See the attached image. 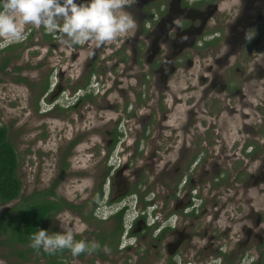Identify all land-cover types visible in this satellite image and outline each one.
<instances>
[{
  "label": "rangeland",
  "instance_id": "1",
  "mask_svg": "<svg viewBox=\"0 0 264 264\" xmlns=\"http://www.w3.org/2000/svg\"><path fill=\"white\" fill-rule=\"evenodd\" d=\"M25 27L32 28L31 36L26 40L22 37L18 41L6 43L8 47H12L10 51L6 50L7 48L0 50V65L5 58L9 57L7 65L0 70V126L6 128L8 140L15 148L18 158L16 174L21 182L19 196L7 204H0V215L21 201L37 200L39 196L33 195L51 189L56 181L54 191L63 200L80 203L86 191L90 189L93 179L101 176L109 166L113 168L114 175L112 182L105 187L106 192L112 193L113 188L112 197L117 199L137 182L136 190L143 197L144 194L147 199L153 197L152 194L146 195L148 190L154 193L155 198L152 202L158 209L161 202L169 203L163 213H169L171 210L173 213L178 211L175 214L177 218L171 221L179 222L178 213L198 209L196 208L199 206L198 200L203 201L202 209L196 210L194 215H187L181 222V226L186 227L183 233L192 237L189 243L187 240L182 242L176 254L182 255L180 259H186L192 264V260L196 261L197 254H207L208 249L204 243H200V238L215 236L219 241L213 244L214 248V245L226 242L225 234L228 225L236 230L238 221H264V193L260 194L254 189H247L246 192L241 191L242 193L237 194L233 189L210 188L211 178L214 177L213 171H217L219 167L222 170L227 169L231 164H239L233 163L239 157L237 148L245 138L249 137V131L246 132L244 129V123L246 126H251L254 132L257 131L256 136L259 133L261 149L264 151V108L260 109V113L254 112L256 104L260 105L262 102L264 86L259 85L261 81L255 80L253 73L249 76L254 80L252 87L245 91L243 97L252 106L245 105L239 109L240 112L246 113L245 117L239 113L224 112L215 119H208L206 114L204 117L202 114L195 121L191 105L196 103L201 95L199 92L201 85H198L197 89L192 88L194 85L192 80L195 79L194 75L199 69L195 65L187 71L179 70L168 82L166 87L169 89L168 93L181 97V103L177 106L175 114L168 117L169 120L165 123L160 122L163 114L161 112L156 115L158 122L152 123L148 114L140 116L136 113L130 122L122 121L116 125L117 117L126 118L128 110H124V104L134 101L135 91L139 89L136 80H143L140 70L132 63L131 56L125 63L117 64L115 67L117 59L114 55L110 61L106 62L105 58L100 60V57L95 55L87 57L86 53L83 57L88 58L84 59V73L93 69L97 71L90 85L92 97L96 102L80 104L75 111L65 110V107L76 99V96H70L71 94L65 90V87L72 85V81L65 79L67 74H71L72 78L78 76L81 65L76 62L68 67L67 62L72 54L61 49V45L53 34L31 25ZM156 34L157 32H154L152 37L154 38ZM104 47L106 48L107 45ZM109 47L114 50L118 45L110 44ZM95 51L99 50L94 49L93 52ZM241 56L242 53L237 52L236 55L229 57L228 64L219 67L215 86L223 82L225 84L231 82V86L234 84L238 87L243 86L241 64H236ZM59 60H64V63H59ZM252 64L253 62L249 64L247 71H243L244 74L251 70ZM62 67L68 69L61 74L63 79L59 80L61 89L56 93L58 69ZM200 68L201 72H204L203 66ZM110 70L122 72L109 75ZM190 73L193 76H190ZM46 81L48 82L47 90L53 89V92L45 97L39 93L41 85ZM80 83H82L81 80ZM106 88L107 96L102 94ZM62 90L64 92H61ZM224 90L217 91L219 97H224L223 104L225 105V102L229 100L227 95L232 94L228 105L232 106L235 103L237 106L238 95H235L233 91L226 94ZM207 94L211 96L212 93L208 91ZM52 95L54 96L51 97ZM52 98L55 99L52 102L53 105L56 104L54 108L52 103H48ZM198 106L201 108L200 102ZM234 112V110L230 111V113ZM168 121L172 123H167ZM212 122L215 124L210 127ZM208 127L210 128L206 131ZM212 127L214 128L211 129ZM114 130L121 134V144L113 149L106 161H102L100 153L107 151L106 143ZM204 132L210 133L209 141L212 145L208 147V150L214 153V157L193 172V182L175 189L174 170L167 169L168 165L181 147L184 145L191 147L198 139H204ZM75 139L80 140L72 146V141ZM129 143L132 144L127 146ZM136 143H138L137 147ZM131 153H141V159L136 162L130 160L131 163L129 162L127 167H122V161H125ZM81 154H91L88 157L87 166H79L75 159ZM62 165H65L64 168ZM261 187L264 188V185ZM198 196L200 199L197 198ZM124 200L129 207L123 219L121 233L123 238L126 237L125 231L128 226L132 224V218L136 216L135 212H138V208L146 202L144 198L142 203L139 202L136 205L134 195L127 196ZM65 211L74 218L85 221L80 213L79 215L72 210L64 209L60 214L62 215ZM86 211L87 208H84V212ZM103 211L107 210L103 209ZM100 216L104 218L105 215ZM115 225L116 221L109 220L105 221L99 229L111 231ZM86 226L85 231L77 235H86L92 233V229V231L96 230L90 225ZM54 228L57 232L61 231L59 221L55 218L46 220L43 224V229L49 232L52 231L51 229L56 231ZM141 229L138 226L137 232ZM137 239L138 248L137 246L128 247L129 249L122 252H114L112 248H109L114 246L110 243L106 247L107 250L103 251V257L87 254L83 258H73L66 254L62 257V264H134L137 261L138 264H158L159 255L167 257L176 244V238H173L168 251H162V246L148 243V239L141 236ZM146 251V256L140 258L141 253ZM38 258V254H35L27 261H19L11 252V248L4 243V236H0V264H45L47 261L46 258ZM174 258L178 260L176 255Z\"/></svg>",
  "mask_w": 264,
  "mask_h": 264
},
{
  "label": "flooded vegetation",
  "instance_id": "2",
  "mask_svg": "<svg viewBox=\"0 0 264 264\" xmlns=\"http://www.w3.org/2000/svg\"><path fill=\"white\" fill-rule=\"evenodd\" d=\"M75 2L79 3L80 0H75ZM127 11L132 14L137 22L136 32L132 37L126 38L124 43L119 44L117 48L107 53V56L104 46L100 48H91V55H89L90 45H77L74 47V50L71 51L72 56L69 58V62H67L69 65L68 67L77 62L81 65V68L78 69L80 71L78 76L72 78L71 74H67L65 79L66 81H72V85L65 87V90L71 94L70 96H76L75 101L72 104H68L65 110L75 111L80 104H95L96 102L92 97L90 85L91 79L95 78L97 71L91 68L93 70L84 73V59L87 60V57L95 55V57H100V60L105 58L107 62L110 61L111 57L114 55L117 59L115 67L117 64L125 63L126 60L129 59V56H131L130 59L132 63L137 66L143 77V80H136L138 81L139 89L135 91L134 101L124 104V110H128L126 118L117 117L115 121L116 125L122 121L125 123L130 122L131 119H134L136 113L140 116L142 114H148L152 123L158 122V116L156 115L161 112L163 114L159 121L165 123L166 120H169L168 117L175 114L177 106L181 103V97H178L174 93L171 95L168 93L169 89H166V87H168V82L179 70L187 71L189 68L195 67V65L199 68L194 75L195 79L197 78L198 84L193 85L192 88L197 89L198 85H201L199 88L201 95L197 98L196 103L191 105V111L194 113L195 121L199 119V115L202 114L203 117L206 114L208 119L219 118L224 112L229 114L239 113L243 114L242 117L246 116V113L240 112L239 109L245 105L252 106L243 98L245 96V91L252 87V82L254 81L253 78L249 77L250 74L253 73L255 80L261 81L259 85L262 87L264 86V57L256 55L257 53H264V0H240V9L234 18V12L228 11L225 0H135V3L130 5ZM177 18L183 21L180 27L173 23ZM248 31L254 33L250 39H246V33ZM154 32H157L156 36H154L155 39L152 37ZM32 33V28L25 27L23 39L26 40ZM182 37L186 38L181 39ZM161 45H164L165 49ZM108 47L109 45H107L106 48ZM94 49H98L99 51L93 52ZM129 49L131 51H129ZM237 52L242 53L239 59L241 62L238 60L236 64H241V76L244 80L243 86L238 87L237 84L231 86V82L226 84L223 82L215 86V82L218 79L217 71L219 67L228 64L229 57L236 55ZM86 53L87 57L83 58ZM163 54L164 60L168 61L167 63L161 62ZM61 62L64 63V60H59V63ZM251 62L255 63L254 71L251 69L248 73L244 74L243 71H247V67ZM145 64L148 65L147 68H145ZM201 66H203L204 71L211 73L210 79L204 72H201ZM66 69L68 68L62 67V69H58V82L55 84V87H57L56 93L61 89L59 80H63L61 74L65 72ZM225 70L226 69H224V71ZM121 72L122 71L116 70L115 72L110 70L108 73L109 75H116L117 73L121 74ZM190 76H193V74L190 73ZM88 77L89 84H86ZM80 80L82 83H80ZM160 83L162 84L159 85ZM219 89H225L224 91L226 94H229L231 91H233L235 95L237 94V106L235 103L232 106L228 105L232 94L227 95L229 100L228 102L226 101L224 105V97H222V99L217 93ZM107 90L106 88L102 94L107 96ZM208 91L212 93L211 96L207 94ZM52 92L53 89L50 91L46 90L42 96L46 97L47 94ZM61 92H64V90ZM53 96L54 95L51 97ZM54 100L53 98L49 99L48 103H52ZM261 100L262 102L260 105L256 104L255 106V113H260V109L262 107L264 108V96ZM153 101L154 104L152 105ZM198 102H200L201 108L198 106ZM55 106L56 104L53 105L52 103V107L54 108ZM194 108L196 109L195 111ZM231 110L235 112L230 113ZM214 124L215 123L212 122L210 127L214 126ZM210 127H208L206 131H208ZM250 127L251 126H246V123H244V129L246 132L249 131V137L245 138L239 148H237L239 159L237 158L233 163L239 164H231L227 169L223 168L222 170H220L219 167L217 171H213L212 176L214 177L211 176L212 183L210 188L217 189L223 187V189L226 190L233 189L237 194L242 193L241 191L246 192L247 189H254L255 192H259L260 194L264 193V188L261 187L264 185V160H262L255 175L248 170L250 161L257 158L264 159V151L261 149L262 144L259 133L256 136L257 131L254 132ZM213 128L214 127L211 129ZM209 134V132H204V139H196L197 141H195L191 147L185 145L181 147L177 155L174 156L175 158L168 165L167 169L174 170L175 189L181 185L193 182V172L199 167H203L214 157V153L208 150V147L212 145L209 141ZM79 140L80 139H75V141H72V146ZM137 142H140V140H137ZM106 144L107 151L100 153L102 161H106L110 157L113 149L121 144V134L114 130ZM131 144L129 143L127 146ZM137 146L138 143H136V147ZM122 151H124V149H122ZM185 152L187 153L185 154ZM128 156L129 157L125 158V161H122V167H127L128 163H131L130 160H135V162L136 160H140L142 154L131 153ZM116 171H118V169ZM113 172V168L108 166L101 176L95 178V180L93 179L90 189L86 191V195L80 203H75L73 201L66 202L54 191V187L52 192H54L57 197L53 194H49L47 198L57 201L61 207L54 211L52 215L47 218V221H50L51 218L60 214L62 210L67 209L77 214L80 213L82 215L81 218H85L83 222L96 229L95 231H92V229V233L75 236L76 239H94L101 245V248L96 251L92 253H83L78 256L79 258H83L87 254L103 257V251H105L104 246L107 247L110 243L114 246H109V248H112L114 252H122L129 249L128 247L135 248V246H137L138 248L139 243L137 238L141 236L142 238L148 239V243L152 242L162 246V251H168L171 240L176 238V244L171 254L167 257L159 255L158 264H192V262L186 259H180L182 255H178L176 252L183 241L187 240L188 243L190 242L192 235L188 237L187 233H183L186 227L181 226V222L187 215H194L196 210L202 209L204 203L200 197H197L200 199L198 200L199 206L196 207L198 209H192V211L185 213L181 211L178 213L180 221H171L173 216L176 217L175 214L178 211L173 213L171 210L169 213H163L169 203L161 202L158 209L157 205L152 202L155 198L154 193L148 190L146 195L152 194L153 197L147 199L145 194L143 197V195L136 190L138 185L137 182V184L135 183L133 186L129 187L123 195L114 199L112 197V193H114V191H112L113 188L111 189L112 193L106 192L105 190V187L113 180ZM257 186L258 188H256ZM99 191L101 195L97 200ZM130 195H134L136 205L139 202L142 203V199L144 198L146 202L138 208L139 217L128 226L129 230L125 233L126 237L123 238L121 236L123 231V219L129 207V204L126 203L124 199ZM193 207L195 208V206ZM84 208H87L86 212H84ZM103 209H106L109 214L107 215V211H103ZM100 215L105 216L102 218ZM117 217L118 219L120 217L121 228L115 234H113L115 227L111 231L99 229L105 221L113 220L116 221L117 224ZM263 222L264 221H238L241 227L238 229L236 228V230H233L231 225H228L225 234L226 242L224 244L214 245V248L213 244L219 241L215 236L203 238L205 241L204 246L208 249L207 254H197L196 261L192 260L193 264H264ZM138 226L142 228L140 232H137ZM51 230L50 232H57L56 229V231H53V229ZM130 239L133 240L130 241ZM104 240L106 241L102 244ZM35 254L39 255V252L34 251L31 256ZM66 254L71 256L66 250L59 256V259L62 261V257ZM146 254L147 251L141 253L140 258L145 257ZM54 255L55 253L50 256L55 257L56 255ZM175 255L178 257V260L174 258ZM40 258L44 257L40 256ZM18 260L22 261L19 258ZM137 262L134 264H138Z\"/></svg>",
  "mask_w": 264,
  "mask_h": 264
},
{
  "label": "clouds",
  "instance_id": "3",
  "mask_svg": "<svg viewBox=\"0 0 264 264\" xmlns=\"http://www.w3.org/2000/svg\"><path fill=\"white\" fill-rule=\"evenodd\" d=\"M134 3L135 0H80L79 3L75 0H0V50L9 46L6 43L20 40L24 35L25 26L31 25L53 34L62 50L71 52L77 45H90L89 55H91V48L110 44L119 45L135 34L137 22L127 11V8ZM225 3L228 11L234 12V18L239 12L240 0H225ZM182 22L179 18L173 21L179 27ZM253 34L252 31H248L246 39H250ZM161 46L165 49L164 45ZM104 50L107 53L111 52L112 48L108 47ZM256 55L264 57V53ZM161 62H168L164 60V54ZM254 65L255 63L251 65L253 71ZM147 67L148 65L145 64V68ZM204 74L211 78L210 72L204 71ZM192 83L197 85V78L193 79ZM90 155L81 154L76 157L79 166H87ZM262 160L264 159L257 158L250 161L249 172L254 174ZM133 210L135 211V208ZM138 217L139 212L132 221ZM54 218L59 221L61 231L34 230L28 237L30 248L49 255L67 250L73 258L81 253H92L101 248L100 243L94 239L75 238L87 227L79 218H74L67 211L62 215L57 214ZM172 219L175 220L176 217L173 216ZM235 227L238 229L241 225L237 224ZM128 230L129 228L125 233ZM204 242V239L200 238V243ZM104 248L107 250L106 246Z\"/></svg>",
  "mask_w": 264,
  "mask_h": 264
},
{
  "label": "trees",
  "instance_id": "4",
  "mask_svg": "<svg viewBox=\"0 0 264 264\" xmlns=\"http://www.w3.org/2000/svg\"><path fill=\"white\" fill-rule=\"evenodd\" d=\"M7 48V49H6ZM5 49L10 51L12 47H6ZM9 61V57L5 58L0 65L6 66ZM86 84H89V77L86 80ZM48 89V82H44L40 88V95H43ZM18 158L15 148L10 143L7 137V130L4 126H0V204H7L15 200L21 191V182L17 177ZM63 168L65 165H62ZM57 184L54 183L51 189L43 192L35 193L33 196H39V198L33 202H19L11 207L10 210L0 215V236H4V243L11 248V252L14 256L22 261H27L31 254L36 251L28 246V237L36 229H42V224L48 217L61 205L55 201L47 198L49 194L57 195L52 192V189ZM101 192H98L97 200L99 199ZM76 208V207H75ZM117 224L113 230V234L121 228L120 217H117ZM105 239V238H104ZM106 240L102 241V244ZM66 250L58 251L55 253V257L49 254L38 251L39 258L47 257L45 264H62L59 256ZM81 253L80 255H82ZM50 256V257H48Z\"/></svg>",
  "mask_w": 264,
  "mask_h": 264
}]
</instances>
